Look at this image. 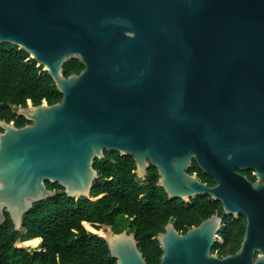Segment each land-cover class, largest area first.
<instances>
[{
    "label": "water",
    "instance_id": "95a60500",
    "mask_svg": "<svg viewBox=\"0 0 264 264\" xmlns=\"http://www.w3.org/2000/svg\"><path fill=\"white\" fill-rule=\"evenodd\" d=\"M0 44L30 55L61 102L0 122V225L15 232L35 204L91 200L105 152L150 166L171 200L222 205L185 234L158 236L160 264H264V0H0ZM84 70L65 77L64 65ZM193 162L215 183L188 172ZM254 171L256 184L237 171ZM224 216L244 217L234 255L212 250ZM117 264H147L134 234L104 227Z\"/></svg>",
    "mask_w": 264,
    "mask_h": 264
},
{
    "label": "trees",
    "instance_id": "16d2710c",
    "mask_svg": "<svg viewBox=\"0 0 264 264\" xmlns=\"http://www.w3.org/2000/svg\"><path fill=\"white\" fill-rule=\"evenodd\" d=\"M83 70L79 60H71L64 65L63 73L69 77ZM61 100L52 78L29 54L16 46L0 44V122L22 128L30 122L18 115V110L26 108L28 102L36 107ZM94 169L99 179L91 195L98 200L76 201L67 198L62 187L46 183L49 190L56 191L55 197L34 205L24 218L21 232L14 231L6 214L5 223L0 225V264H117L103 239L107 238L105 229L99 230L102 225L111 226L116 234H134L146 263L160 264L163 253L158 236L168 223L185 234L211 216L223 215L221 203L212 202L210 197L189 203L169 199L158 187L159 174L154 166L140 181L131 156L105 152L103 160H95ZM195 172L201 170L193 162L189 174ZM203 181L214 185L208 175ZM84 225L95 235L89 234ZM223 225L219 237L225 243H217L212 250L221 258L240 249L246 219L231 221L225 217ZM17 242L25 249L17 248Z\"/></svg>",
    "mask_w": 264,
    "mask_h": 264
},
{
    "label": "flooded vegetation",
    "instance_id": "af4514ba",
    "mask_svg": "<svg viewBox=\"0 0 264 264\" xmlns=\"http://www.w3.org/2000/svg\"><path fill=\"white\" fill-rule=\"evenodd\" d=\"M201 170V169H200ZM189 173V172H188ZM237 173L238 174H240V175H242V176H244V177H246L249 181H251L253 184H256V182H257V179H256V173L254 172V171H252V170H250V171H240V170H238L237 171ZM190 175H192V176H195L201 183H203V184H205L206 186H208V187H214L215 186V183H214V185H209L208 183H206V182H204L203 181V178H205V175H207V174H205L202 170H201V172H195V173H193V174H190ZM210 177V176H209ZM211 178V177H210ZM251 178H253V180L251 179ZM213 180V179H212ZM213 182H214V180H213ZM56 192V191H55ZM207 197V196H206ZM210 200L212 201V199L210 198ZM213 202V201H212ZM225 217H228V216H224V218ZM230 218V220L231 221H233V220H236V219H238V218H234V217H229ZM173 224V223H172ZM174 225V224H173ZM85 226V225H84ZM92 226V225H91ZM93 227V226H92ZM104 227H110L109 225H102V226H100V229L99 230H101V229H104ZM113 229V228H112ZM105 231H106V229H105ZM107 232V231H106ZM127 232V231H126ZM225 243V242H224ZM223 243V244H224ZM234 255V254H233Z\"/></svg>",
    "mask_w": 264,
    "mask_h": 264
},
{
    "label": "rangeland",
    "instance_id": "374dc122",
    "mask_svg": "<svg viewBox=\"0 0 264 264\" xmlns=\"http://www.w3.org/2000/svg\"><path fill=\"white\" fill-rule=\"evenodd\" d=\"M20 110V109H19ZM19 110H18V113H19ZM13 124V123H12ZM139 179V178H138ZM140 181H143V180H141V179H139ZM96 200H98V198H91V200L90 201H96ZM187 203H189V202H187ZM85 229H86V231L89 233V234H91V235H95V234H92L88 229H87V227L85 226ZM97 236V235H96ZM101 238H103V237H101ZM104 239V238H103ZM19 242V241H18ZM16 243V247L17 248H20V249H25V248H22V247H20L19 246V244L20 243ZM218 243L219 244H223L224 243V240L222 239V238H220V239H218ZM28 251V250H27ZM40 251V250H39Z\"/></svg>",
    "mask_w": 264,
    "mask_h": 264
},
{
    "label": "bare ground",
    "instance_id": "6f19581e",
    "mask_svg": "<svg viewBox=\"0 0 264 264\" xmlns=\"http://www.w3.org/2000/svg\"><path fill=\"white\" fill-rule=\"evenodd\" d=\"M106 234H107V238H108V233L106 232ZM107 238H106V239H107Z\"/></svg>",
    "mask_w": 264,
    "mask_h": 264
}]
</instances>
